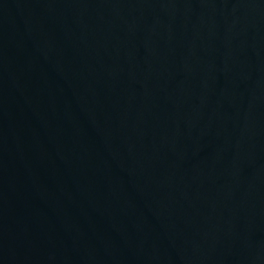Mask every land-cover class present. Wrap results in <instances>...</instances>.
Returning <instances> with one entry per match:
<instances>
[{"label": "water", "instance_id": "obj_1", "mask_svg": "<svg viewBox=\"0 0 264 264\" xmlns=\"http://www.w3.org/2000/svg\"><path fill=\"white\" fill-rule=\"evenodd\" d=\"M0 264H264V0H0Z\"/></svg>", "mask_w": 264, "mask_h": 264}]
</instances>
